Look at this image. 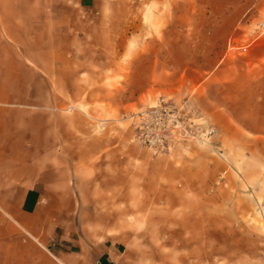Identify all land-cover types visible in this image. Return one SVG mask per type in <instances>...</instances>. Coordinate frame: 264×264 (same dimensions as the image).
<instances>
[{"label":"crops","instance_id":"crops-1","mask_svg":"<svg viewBox=\"0 0 264 264\" xmlns=\"http://www.w3.org/2000/svg\"><path fill=\"white\" fill-rule=\"evenodd\" d=\"M107 3L0 0V264H152L155 257L156 239L127 232L121 213L102 211L130 210L123 195L93 199L103 189L94 191L79 169L107 135L93 137L85 114L63 110L109 101L124 111L125 97L87 84L94 68L108 67L113 49L103 26ZM251 38L232 58L214 43L209 63L186 62L176 76L182 73L183 93L209 78L202 94L183 101L232 145L264 160L263 26Z\"/></svg>","mask_w":264,"mask_h":264},{"label":"rangeland","instance_id":"rangeland-1","mask_svg":"<svg viewBox=\"0 0 264 264\" xmlns=\"http://www.w3.org/2000/svg\"><path fill=\"white\" fill-rule=\"evenodd\" d=\"M107 5L103 26L113 49L108 67L94 68L98 74L87 84L125 97L124 111L109 101L63 108L85 114L93 137L108 138L79 168L91 177L94 191L103 189L92 198L114 202L123 195L121 206L130 210L102 211L110 218L121 213L127 232L156 239L152 264H264V160L232 145L183 101L202 94L209 78L183 93L182 73L176 76L186 62L209 63L216 42L228 58L245 54L229 43L248 46L251 32L264 28V0H108ZM159 103L189 108L194 123L205 121L215 133L152 151L138 141L139 123ZM113 228L109 231L119 230Z\"/></svg>","mask_w":264,"mask_h":264},{"label":"built area","instance_id":"built-area-1","mask_svg":"<svg viewBox=\"0 0 264 264\" xmlns=\"http://www.w3.org/2000/svg\"><path fill=\"white\" fill-rule=\"evenodd\" d=\"M247 46L229 43V49L245 51ZM195 112L187 107H176L172 103H159L144 112L139 123L138 141L152 151H161L171 147L178 139H210L215 129L202 123H194ZM201 119V117H196ZM194 122H193V121ZM196 124V125H195ZM193 126H199L193 131ZM264 257V249H263Z\"/></svg>","mask_w":264,"mask_h":264}]
</instances>
